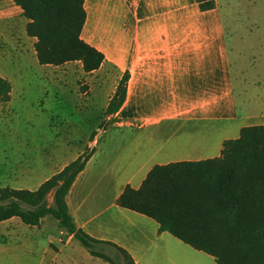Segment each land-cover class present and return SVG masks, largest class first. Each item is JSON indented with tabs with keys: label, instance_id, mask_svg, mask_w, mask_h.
<instances>
[{
	"label": "crops",
	"instance_id": "0c3cea01",
	"mask_svg": "<svg viewBox=\"0 0 264 264\" xmlns=\"http://www.w3.org/2000/svg\"><path fill=\"white\" fill-rule=\"evenodd\" d=\"M246 1L254 8L244 12ZM84 7L81 37L104 61L92 72L82 71L114 74L102 107L125 72L128 79L125 100L108 115L66 194L74 223L126 249L134 264H217L213 256L159 231L154 219L119 206L117 198L126 185L139 188L154 165L216 157L242 127L264 124V0H216L209 10L196 0H84ZM26 22L19 5L0 0L2 32L19 30L37 60L36 38L27 35ZM252 39L256 59L246 55ZM12 88L11 83L10 96ZM67 153L43 164L46 173L32 186L19 183L17 189H37L79 155ZM48 216L38 225L17 216L0 220V263L9 244L43 236ZM58 228V242L72 244L75 238ZM44 249L60 253L63 246L48 237Z\"/></svg>",
	"mask_w": 264,
	"mask_h": 264
},
{
	"label": "trees",
	"instance_id": "16d2710c",
	"mask_svg": "<svg viewBox=\"0 0 264 264\" xmlns=\"http://www.w3.org/2000/svg\"><path fill=\"white\" fill-rule=\"evenodd\" d=\"M13 1L27 20V35L36 38L40 64L80 61L85 72H92L103 63V53L81 37L84 0ZM196 1L201 10L216 6V0ZM127 79L125 72L106 115L114 114L125 100ZM10 92V81L0 75L1 103L10 100ZM93 151L87 146L35 190L0 189V220L17 216L25 224L38 225L51 215L91 256L122 264L121 253L126 264H134L126 249L90 236L69 213L66 194ZM50 194L52 204L47 202ZM117 204L154 219L159 231L213 256L217 264H264V124L242 127L237 138L223 142L216 157L154 165L139 188L125 186Z\"/></svg>",
	"mask_w": 264,
	"mask_h": 264
},
{
	"label": "rangeland",
	"instance_id": "374dc122",
	"mask_svg": "<svg viewBox=\"0 0 264 264\" xmlns=\"http://www.w3.org/2000/svg\"><path fill=\"white\" fill-rule=\"evenodd\" d=\"M253 8L244 3V12ZM244 14L242 18H246ZM2 29L0 26V74L13 88L10 100L0 102V189L18 188L19 183L30 187L45 175L43 164L49 166L68 150L67 156L74 157L87 146L94 147L109 122L102 104L114 74L110 69L85 74L80 62L40 65L19 30L8 34ZM253 39L246 51L249 59L257 55ZM65 161L55 166L56 171ZM47 202L52 204L51 194ZM47 218L43 236H27L18 244H9L0 264H110L89 257L76 239L69 245L59 243L58 223L52 216ZM48 237L63 246L60 253L45 251ZM107 253L115 258L113 251ZM118 256L126 264L124 256Z\"/></svg>",
	"mask_w": 264,
	"mask_h": 264
}]
</instances>
